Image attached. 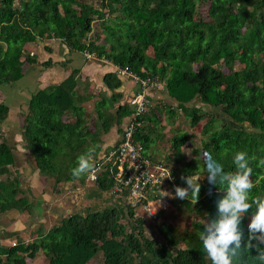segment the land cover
Returning a JSON list of instances; mask_svg holds the SVG:
<instances>
[{
    "label": "trees",
    "instance_id": "16d2710c",
    "mask_svg": "<svg viewBox=\"0 0 264 264\" xmlns=\"http://www.w3.org/2000/svg\"><path fill=\"white\" fill-rule=\"evenodd\" d=\"M199 1L100 0L95 7L86 0H0V88L19 82L25 67L37 63L27 49L29 43L56 39L71 53L96 52L141 78L158 79L161 90L166 89L178 103V109L166 108L170 119L181 109L191 127L205 121L192 160L184 161L182 152L191 139L188 132L176 133L171 140L175 159L170 164L176 167L172 170L179 187H187L182 176L199 178L201 185L197 202L190 192L178 205L171 199L172 206L181 205L200 220L184 233L165 223L156 224L166 237L160 243L146 234L149 218L114 191L107 169L93 182L71 173L89 148L95 149L98 165L102 130L108 131L132 114L128 104L120 103L122 79L117 73L105 76L111 96L98 103L95 131L86 125V97L74 95V75L33 95L21 132L23 149L33 155L35 171L52 190L62 195L83 189L87 206L67 211L48 228L41 223L31 240L19 236L10 247L1 238L18 234L0 232V264H31L29 260L39 255L47 264H90L99 256L103 259L99 264H211L199 233L203 221L216 217L217 202L225 193L209 183L205 171L209 155L225 172L236 171L232 161L237 151L255 157L250 159L255 187L249 202L264 197V167L257 166L264 159V0H206L207 20L198 16ZM42 65L50 66L51 61ZM152 111L150 120L158 117ZM8 116L9 107L0 102V136ZM145 130V126L138 130L135 141L147 149L151 131ZM16 161L15 145L1 140L0 218L11 211L32 214L36 205L24 195L30 189L24 191L19 171H12ZM105 193H111L116 203L107 206L109 199H105L89 206V200ZM39 205L40 201L37 212ZM252 211L255 205L241 223L245 238ZM165 212L151 220L166 217ZM251 254L256 255L254 249ZM247 259L254 264L251 255Z\"/></svg>",
    "mask_w": 264,
    "mask_h": 264
},
{
    "label": "crops",
    "instance_id": "0c3cea01",
    "mask_svg": "<svg viewBox=\"0 0 264 264\" xmlns=\"http://www.w3.org/2000/svg\"><path fill=\"white\" fill-rule=\"evenodd\" d=\"M27 49L30 54L37 57V63L30 65V67L24 71V77L17 82L15 86L0 88L1 91H5L4 93H6V95L11 96V99L9 100L4 99V103L9 107V116L4 125V129L15 127V124H11L14 122V115H18L19 118H21L23 127L26 123V116L29 112V103L33 95L51 85H58L64 82L68 77L74 75L77 82V88L74 95L76 97L79 95L86 97V101L83 103L88 114L86 125L90 126L92 131H95L93 123L96 121L98 122V103L103 97L111 96V92L105 83V76L108 73H115V68L112 65L104 64L97 60H86L83 53H71L66 44L61 40L49 39L47 43H29ZM49 61H51L50 66L45 67L42 65ZM137 90L138 86L134 81L130 79H122L120 92L122 93L123 98L120 103L129 105L130 99L135 95ZM151 95L155 103L161 104L160 107L163 106L165 108L171 107L178 109V103L170 97L166 89L152 90ZM156 115L158 116V119L150 120L149 115L147 117L145 116L146 120L144 119L143 126L146 127L145 131H151L149 134L151 144L145 149V151L147 155L154 160L166 164H168V162L172 163L175 159V152L171 145V140L174 135L171 133L169 134L171 127L168 126V123L164 121L162 122L160 115ZM184 116H186V114ZM129 118L130 116L124 117L121 122L115 123L108 131L102 130L100 135L101 144L99 159H102L107 152L116 147L122 141L124 131L130 120ZM171 120L173 119H170L169 121ZM9 124H11V126ZM91 125L93 127H91ZM180 132L181 131H178L177 133ZM17 137H20L21 139V133L17 135ZM187 146L188 144L182 149L184 161H190L195 157L194 148L196 147L194 146V148H192L193 157H188L184 150ZM173 166L175 167V165ZM170 167L172 168V166ZM34 174L39 178H42L38 175L37 171ZM182 181L183 184L186 185L185 181ZM164 192L171 193L174 196L168 188V185H165ZM168 198L172 199V201L178 205V198Z\"/></svg>",
    "mask_w": 264,
    "mask_h": 264
},
{
    "label": "clouds",
    "instance_id": "9594fccd",
    "mask_svg": "<svg viewBox=\"0 0 264 264\" xmlns=\"http://www.w3.org/2000/svg\"><path fill=\"white\" fill-rule=\"evenodd\" d=\"M187 155L190 152L185 151ZM95 149L80 155L77 159V166L71 170L72 176L76 179L88 176L95 178L98 166L94 159ZM250 159L245 151H237L233 156L235 172H225L224 166L211 155L207 157L205 171L209 183L218 186L225 194L217 202V215L215 218L204 222L203 230L199 233L202 242L203 252L207 255L211 264H249L248 256H252L254 264H264V197L257 196L250 201V194L255 187L251 176L253 169L250 167ZM264 167V159H260L257 165ZM172 179L171 170H163L160 183L163 179ZM187 187L176 186L174 196L171 193L161 191L162 198L153 205L154 213L158 206H162L164 197L188 199L189 193L197 202L201 185L199 178L192 176L181 177ZM252 211L250 223L248 224L247 238L241 228V223L249 210ZM153 213V214H154ZM152 214V215H153ZM255 250L256 255L251 254Z\"/></svg>",
    "mask_w": 264,
    "mask_h": 264
},
{
    "label": "rangeland",
    "instance_id": "374dc122",
    "mask_svg": "<svg viewBox=\"0 0 264 264\" xmlns=\"http://www.w3.org/2000/svg\"><path fill=\"white\" fill-rule=\"evenodd\" d=\"M86 2L91 3L95 7L100 6V0H86ZM208 9H209L208 1L200 0L198 3V16L207 20ZM44 42L47 43L48 40H45ZM29 67L30 65L25 67V70H27ZM236 68L239 69L240 66L237 65ZM15 85L16 84H14V86ZM4 92H5L4 90L2 91L0 90V102L3 103H4V99L5 100L11 99V96L6 95V93ZM197 104L199 107H202L206 111L210 110L207 109L206 107H203L202 103L197 102ZM160 106L161 104L155 103L153 108L154 112L152 111V113L159 114L161 121L168 123V126L171 127L170 131L168 129L169 134L171 133L174 135L178 131L188 132L190 134L191 139L188 143V146L184 150L190 152V155H188V157H193L192 148H194V146L199 147L200 145L201 142L200 140L203 138V134L201 131L203 125L205 124V121H202L197 127H191L190 118L184 116L185 114L182 110L177 111L178 113L177 116H179L177 117V119L175 118L169 121L170 117L166 112V108ZM13 119L14 122H12L11 124L13 125L15 124V127H12L11 129L3 128V135L0 136V141L4 139L8 141L10 144L15 145L17 161L15 167L12 168V171L13 172H15L16 170L19 171L18 176L22 178L23 181L22 187L24 191H26V189H30V192L25 193L24 195L27 196L30 203H34V204L36 203V205L34 206V210L32 214L28 212L19 213L18 211H11L6 213L3 217L0 218V232L18 234V236L14 235L12 238H3V237L1 238V243L9 247L17 243V239L19 236H22V238H24L25 240L28 241L31 240L32 232L35 231L41 223L44 224L46 228H48L51 225H54L57 222H59L63 218V216H65V213L67 211L76 212L81 208H83V205L87 206V200L85 199L84 192L82 191L83 189L70 190L71 193H68L70 191L67 190L68 192L66 191L64 194L61 195L59 193H56L54 190H52L47 185L45 179L39 178L37 175L34 174L36 171H34L35 164H34L33 155L27 152L28 150L25 151V149H23L24 147L21 143L22 141L20 137H17V135H19L22 131L21 118H19L18 115L17 116L14 115ZM11 124L9 125L11 126ZM91 127L93 126L91 125ZM245 127L247 128V126ZM168 165L172 166L175 170V167L169 162ZM201 180H203V178ZM88 186L90 188L92 187V189L96 187L94 183H88ZM95 199L96 200H89V206H91L92 204L96 205L97 202L102 204L103 200L105 199H109L107 206H111L112 202H115L111 193H105L103 197L100 196ZM123 199L125 200V198ZM38 201H40V205L38 206V212H37ZM178 204H180V202ZM179 206L178 207L171 206L165 212L166 217L159 218L156 221L148 219V223H147L148 226L146 228L147 236L160 243H165L166 237L159 233L156 224L160 225L162 223H165L167 225H171L177 228L179 232L184 233L187 228L191 229L192 226L200 220V218L196 215L195 212L189 213V211ZM42 212L45 215H42L41 214ZM138 213H140V215L143 214L141 210H138ZM36 236L37 235H35V237ZM102 261H103L102 257L99 256L95 260L91 261L90 264H99ZM29 262L31 264H47L45 258L42 255H39V258L37 260L35 261L29 260Z\"/></svg>",
    "mask_w": 264,
    "mask_h": 264
},
{
    "label": "built area",
    "instance_id": "2783aa9c",
    "mask_svg": "<svg viewBox=\"0 0 264 264\" xmlns=\"http://www.w3.org/2000/svg\"><path fill=\"white\" fill-rule=\"evenodd\" d=\"M83 54L86 60H97L112 65L121 79H130L138 86L137 92L129 101L132 114L122 141L100 159L95 178L89 177L88 180L90 182L96 181L98 173L102 169H107L114 181V191L125 196L134 208H139L144 217L156 219L161 212L167 211L172 206V202L170 198L164 197L162 206H158L155 213L153 205L162 198L163 193L161 191H164L165 185H168L174 194L175 187L179 186L178 177L174 175L172 168L166 163L148 156L144 146L135 141V135L143 126V118L154 108L155 102L151 91L160 90L163 84L158 79L141 78L132 72L117 67L104 56H98L96 52ZM166 169L171 170L172 179L165 178L160 183L162 171Z\"/></svg>",
    "mask_w": 264,
    "mask_h": 264
}]
</instances>
